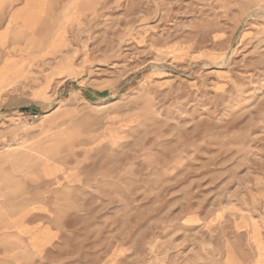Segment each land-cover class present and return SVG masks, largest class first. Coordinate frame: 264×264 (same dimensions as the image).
<instances>
[{
	"label": "rangeland",
	"instance_id": "1",
	"mask_svg": "<svg viewBox=\"0 0 264 264\" xmlns=\"http://www.w3.org/2000/svg\"><path fill=\"white\" fill-rule=\"evenodd\" d=\"M47 1L75 75L2 138L0 264H264V0Z\"/></svg>",
	"mask_w": 264,
	"mask_h": 264
},
{
	"label": "crops",
	"instance_id": "2",
	"mask_svg": "<svg viewBox=\"0 0 264 264\" xmlns=\"http://www.w3.org/2000/svg\"><path fill=\"white\" fill-rule=\"evenodd\" d=\"M52 4L47 0H0V146L11 143L8 136L14 121L23 126L40 116L42 126L57 116L58 112H43L44 106L56 98V89L63 82L74 78V73L62 71L58 58L60 36L49 22L56 13ZM45 27L52 33L41 48L40 31ZM4 123L6 127H2ZM3 137H8L7 143Z\"/></svg>",
	"mask_w": 264,
	"mask_h": 264
}]
</instances>
